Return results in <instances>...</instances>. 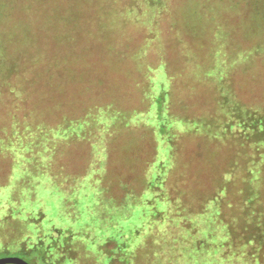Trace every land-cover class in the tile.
Returning <instances> with one entry per match:
<instances>
[{
	"label": "rangeland",
	"instance_id": "rangeland-1",
	"mask_svg": "<svg viewBox=\"0 0 264 264\" xmlns=\"http://www.w3.org/2000/svg\"><path fill=\"white\" fill-rule=\"evenodd\" d=\"M4 1L0 2V17H2L0 28L5 32L15 26L16 30L27 28L26 18L29 21H37L36 24L32 21V29L40 28L38 20L43 21L40 18L41 12L49 17L55 15L63 17L62 14L54 13L51 9V1L54 0H48L45 9L42 8L45 0H36L37 13L28 10L21 3L22 0L17 2L6 0L14 3L15 6L12 12H7ZM57 1H62V5L68 4V0H65L67 3H63L64 0ZM80 1L90 7L91 3L98 6L97 1L104 0ZM211 1L216 6V11L209 10L207 17L199 7V0H172L171 11L161 16L157 27L149 23L143 27L140 23L129 22L123 30L119 26L116 30L112 29L114 32L109 40L97 42L98 46L88 54L85 71L63 74L64 81L63 83L61 81L59 90L50 91L51 104H45V108H11L15 109L17 119H21L23 113L28 114V121L13 122V119L6 114L9 108L0 110V126L4 122V117L11 120L10 123L13 122L11 125L7 124V134L10 138L8 141H3V143L6 142L5 151L8 156L0 152V191L5 193L13 191L17 196L15 206L21 208L12 214L13 217H7V220L24 221L22 226L18 222L17 224L12 221L7 222L4 215H8L7 207L13 209V206L0 197V249H16L17 243L29 238L32 230L27 228V225L34 230L38 227L34 224L42 228H46V225L49 228L57 225L79 230L83 225L89 224L93 228V234L90 236L85 227L79 232L75 230L73 232H76V236L72 241L83 236L86 238L81 240L84 253L90 250L92 253L98 252L92 244L97 246L99 243L98 245L106 254L116 255L121 259L123 256L126 258L127 256L119 251L118 247H121L122 241H127L126 245H135L138 248L135 249L133 264L155 262L151 256L153 254L146 249L150 235L148 228L144 225L148 217L144 216V213H148L149 201L156 204L162 196H166L161 189L159 192H154L148 188L146 161L150 160L151 145L158 144L154 145L156 149L161 144L157 139L153 140L152 136L157 135L160 136L159 139L166 140V137L170 138V134L163 129L161 118L156 122L152 120L154 125L148 122L147 111L153 100L151 96L155 95V92H152L153 89L160 92L161 87H166L168 80L177 78L172 85L175 88V103L179 107L176 110L181 111V108L187 110L184 116H188L189 112L197 115L196 111L202 110V108H196L199 100L200 103L208 100L209 86L215 80L213 76L218 77L221 74L211 71L216 65L225 66L229 62L231 64L236 62L235 68L227 72L230 86L239 90L240 96L248 103L264 104V76L261 75L264 73V63L256 66L257 61L253 59L251 65L247 66L244 58L246 55H252L255 50L260 52L264 50V0H239L242 5L238 7L232 6L233 0ZM71 9L72 6L68 5L67 12ZM207 18L212 20L207 21ZM216 18L222 25L223 35H227L220 37L214 35L218 28L217 21L213 22ZM118 23L119 21L116 22ZM55 27L60 32L64 29L62 25ZM118 30L120 32H117ZM122 31L125 32L121 33ZM149 39L153 42H161V46H166L167 50L170 48L172 52H175L174 48L177 49V57L171 51L168 52V58L171 59V65L168 68L162 67L160 61L163 57H159L158 51L148 53L146 44L151 42ZM224 40L229 43L225 44ZM20 44L17 37L8 45L6 42L13 54L19 51ZM94 44L96 43L92 45ZM111 44L118 47L113 52L109 49ZM85 49L86 47L83 46L81 51ZM145 50L146 53H144ZM143 56H147L144 62L140 60ZM176 58L180 60V65ZM71 65L73 64L69 66ZM147 65L158 67L160 72L149 69ZM251 67L253 71L245 73ZM216 71L218 72L219 69ZM158 72L159 74L156 75ZM168 76L171 78L169 79ZM170 86L171 83H169ZM43 91L48 95V89ZM183 98H186L187 106L182 103ZM185 106L187 108H184ZM39 114H42L41 117H38ZM62 114L68 115L71 121H63ZM36 118L39 121L36 122ZM42 119L43 122H40ZM184 124L174 138L175 142L181 140L193 143L210 140L208 135L199 134L198 131L194 133L185 131L195 126L189 120H185ZM37 125L41 127L35 129ZM21 130L26 131L19 135ZM40 132H44V138ZM57 137H59L58 141ZM2 139L7 140L3 136L0 142ZM168 140L170 143H175L171 138ZM47 148H51V153ZM194 148L195 144H186L185 152L176 155L178 158L184 157L189 166L190 175L183 177L181 172L185 169L177 165L174 176L170 180L172 190L167 195L171 200L179 198L178 203L173 200L174 205L183 203L184 207L195 206L199 209V205L206 196L213 198L217 194L214 180H218L221 176L219 173L228 163L231 149L221 147L217 155L206 153L212 151L210 148L206 152L199 151L205 154L200 155V160L197 161V153L195 150L192 151ZM11 157L17 159V162L11 161ZM98 165L103 166L101 170L104 169L99 179L96 178L99 174ZM19 167L28 169V175L23 180L16 179L14 176V170H18ZM40 172H45L47 176H55L56 180H39ZM197 174H200L203 179L197 180ZM65 176L72 178L69 180L62 178ZM240 176L241 174L233 175V180L238 177L235 186L230 187L227 195L224 196L235 201L234 206L226 212V215L232 216L233 219L242 212L243 202H238L241 188ZM210 180L214 182L212 186H208ZM96 181H100V184L103 182L101 186L108 193V197L104 196V198L109 201L100 203L99 196L95 194L85 196L86 188ZM71 182L86 188H82V193L76 194L77 187L72 186ZM43 186L48 189L43 197L46 211H35L32 208L38 203L37 200L41 197L39 189ZM261 192L264 204V187ZM74 199L78 201L74 202ZM28 202L32 208H24ZM173 207V212H176V206ZM195 207L193 208L196 209ZM15 215H18L17 218ZM103 220L114 225L113 230L105 231L106 227H101ZM104 233L112 234L114 238L102 245L99 236ZM219 237L223 238L224 234L218 233L211 236L213 240ZM209 243L212 244V241ZM205 246V243L201 242L197 247L202 249ZM212 250L213 244L206 253H211ZM80 255V252L75 253V256ZM92 255H83L82 264L92 262L95 256ZM0 257H17L28 264H34L22 252L0 253ZM46 260L47 264H51L50 259ZM97 264H101V261L98 260ZM125 264L128 263L125 262Z\"/></svg>",
	"mask_w": 264,
	"mask_h": 264
},
{
	"label": "trees",
	"instance_id": "trees-1",
	"mask_svg": "<svg viewBox=\"0 0 264 264\" xmlns=\"http://www.w3.org/2000/svg\"><path fill=\"white\" fill-rule=\"evenodd\" d=\"M17 1L15 0V2ZM35 1L28 0V2H25V0H22L21 3L32 13H37ZM4 2L7 6L6 11L12 12V9L15 8L14 3L6 0ZM199 2V7L206 17L209 10L216 11L213 1L199 0ZM47 3L48 0H45L42 8L45 9ZM61 3L62 1H51V9L54 13L62 14L63 17L58 15L49 17L41 12L40 18L43 21L38 20L41 25L38 29H32L31 26L32 21L35 24L37 21H29L28 18H26L28 26L25 29L16 30L15 26L10 27V30L5 32L0 28V110L9 108L6 114L10 119H13V122L19 120L26 122L29 119H27L28 114L24 113L21 119H17L15 109L12 110L11 108H45V104H51L50 95L52 93L50 91L56 92L59 90L64 81L63 74L85 71V61L88 54L102 40H109L114 32L112 29L116 30V27L119 26L123 30L129 22L140 23L143 27H146V24L149 23L157 27L161 16L171 11L172 0H104L97 1L98 6L91 3L90 7H87L80 0H68L66 5ZM63 3H67V1L64 0ZM68 5H71L72 9L67 12ZM240 5L242 4L239 0H233L232 6L238 7ZM1 20L2 17H0V23ZM211 20L212 18H207V21ZM118 21L119 23L116 24ZM216 21L218 28L214 35L220 37L224 31L221 29L222 25L218 23L217 18L213 20V22ZM60 25L63 28V25L68 27L60 32L55 27ZM117 32H120V30ZM123 32L125 31L121 33ZM225 35L227 34L223 36ZM16 37L17 40H20L21 47H18L19 51L13 54L7 45ZM149 40L151 41V39ZM224 42L225 44L229 43L226 40ZM93 43L96 44L92 45ZM161 44L159 41L147 42V51L148 53H157L158 51L159 57H163L160 61L162 67L168 68L171 65L168 52L171 50L170 48L167 50L166 46L163 47ZM83 46L86 47L85 51H81ZM117 48L113 44L109 46L112 52ZM147 51L145 50L144 53ZM174 51L171 52L177 57V49L174 48ZM146 58L147 56H143V59L140 60L144 62ZM244 58L247 66L251 65L253 59L257 61L256 66H259L260 63H264V50L262 52L255 50L252 55H246ZM175 60L180 65V60L178 58ZM235 63L231 64L229 62L225 66L216 65L215 70L211 71H214L215 74H221L218 77L213 76L215 80L209 86L208 100L205 103H200L199 100L196 108H202V110L196 111L197 115L189 112L188 116H184L187 110L183 108H181V111L176 110L179 107L175 103V88L172 85H174L177 78L168 80L166 87H161L160 92L155 88L152 91L155 92V95L151 96L153 100H151V106L147 111L148 122L154 125L152 122H156L157 119L160 120L161 118L164 125L163 129L167 131V134H170V138L175 142L174 138L182 130L185 120H189L195 126L185 131L188 133L198 131L199 134L208 135L210 140L207 142L195 141L193 143L180 140L179 142L170 143L169 137H166V140H161L159 139L160 136H152L153 140L157 139L161 144L156 149L154 145L158 144L151 145L150 160L146 161L148 166L146 175L149 177L148 188L154 192H159L161 189L166 197L162 196L156 204L148 200L149 210L147 214L144 213V216H148L144 225L148 228L147 231L150 235L149 245L146 249H149L155 260L151 264H264V204L261 198V189L264 187V104L248 103L240 96L239 90L232 87V85L230 86L227 72L235 68ZM70 64L73 65L70 67ZM147 67L154 71L158 70V67H150V65H147ZM252 71L253 67L247 69L245 73H251ZM261 75L264 76V73ZM168 77L171 78V76ZM169 83H171L170 87ZM163 86H165V83H163ZM44 89H48V95L43 91ZM157 94L159 96H156ZM185 100L186 98H183L182 103L186 105ZM186 106L184 108H187ZM157 108L164 109L159 110ZM40 115L42 114H39L38 117H41ZM61 116L63 121H71L67 117L68 115L62 114ZM10 121L4 117V122L0 126L1 138L3 136L7 138V140L2 139L0 142V152L5 156L8 155L5 151L6 142L3 143V141H8L10 138V135L7 134V124L11 125L13 123H10ZM37 121L39 120L36 118ZM40 122H43V119ZM35 127V129H39L41 126L37 125ZM25 131L21 130L19 135H22V132L25 133ZM44 132H40L43 138ZM58 139L59 137L56 138L57 141ZM186 144H195L192 151H196L197 161L200 160V155L205 154L199 153V151L206 152L210 148L212 151L206 153L217 155L220 153L219 149L221 147L231 149L228 163L219 173L221 176L218 180H214L217 194L213 198H207L206 196L199 205V209L195 206L193 207L196 209L192 206L184 207L183 203L174 205L173 200L178 203L179 198L171 200L167 195L172 190L170 180L174 176L177 165L185 169L181 172L183 177L190 175L189 166L184 157L178 158L176 156L180 152H185L184 145ZM47 149L51 153V148ZM11 161L16 163L17 159L12 158ZM144 164L145 160L143 166ZM102 167L98 165L99 174L96 176L98 179L101 178V173H104V169L101 170ZM14 171L16 179L23 180L28 175L27 168L24 170L19 167L18 170ZM44 173L40 172L39 180H56L55 176H47ZM234 174H241L238 202H243V205H241L242 212L233 219L232 216L228 217L226 212L234 206L233 202L235 201L224 196L227 195L230 187L235 186L238 177L233 180ZM62 178L69 180L72 177L65 176ZM196 179L201 180L203 177L197 174ZM214 182L210 180L208 186H212ZM71 183L72 186L76 185L75 187H77L76 194L82 193V188H86V186L82 187L76 182ZM101 184L100 181H96L92 186L87 187L84 191L85 196L95 194V196H99L100 203L109 201L104 198V196L108 197V193L105 192ZM39 190L42 198L39 197L41 199L37 200L38 203L32 208L28 202V205L24 208L30 207L35 211H46L43 197L48 189L43 186ZM0 193L1 199L13 206V209L7 207L8 215H4L5 220L7 222L12 221L15 224L18 222L22 226L24 221L7 220L13 217L12 214H15L17 210H21V208L15 206L17 196L13 191L10 193L0 191ZM242 193L244 194L242 195ZM77 201L78 199H74V202ZM180 201H183V199H180ZM173 206H176V212H173ZM15 216L17 218L18 215ZM103 221L101 227H106L105 231L112 229L114 226L109 224L110 222L106 223L108 221ZM34 225L38 226L35 230L29 225L26 226L32 230L29 234L30 239L26 238L23 242L17 243L16 249H0V253L22 252L34 264H47L46 259H50L51 264H82L83 255L89 254L91 256H93L92 254L95 255L94 260L96 257V260L89 264H97L98 260L101 261V264H113L114 262L133 264L135 249H138L137 246L126 245L127 241H122L118 250L124 252L126 258L123 256L121 259L116 255L106 254L98 245L99 243L97 246L92 244L98 252L94 251L92 253L90 250L84 253L81 240L86 238L83 236L76 241H72L76 236V232H73L74 230L79 232L85 227L90 236L93 234L91 225H83L79 230L57 225L50 228L48 225H46V228H42L37 224ZM218 233L224 234V237L213 240L211 236ZM99 237L101 244L104 245L111 241L110 239L114 238V235L104 233ZM193 240L196 242H192ZM210 241H212L213 250L211 253H206L212 248ZM141 242L143 241L141 240ZM201 242H204L206 246L199 249L197 246H200ZM77 252H80L81 255L75 256Z\"/></svg>",
	"mask_w": 264,
	"mask_h": 264
},
{
	"label": "water",
	"instance_id": "water-1",
	"mask_svg": "<svg viewBox=\"0 0 264 264\" xmlns=\"http://www.w3.org/2000/svg\"><path fill=\"white\" fill-rule=\"evenodd\" d=\"M0 264H28L21 258L17 257H0Z\"/></svg>",
	"mask_w": 264,
	"mask_h": 264
}]
</instances>
